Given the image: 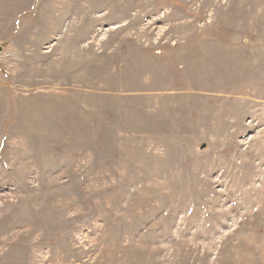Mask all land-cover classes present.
I'll list each match as a JSON object with an SVG mask.
<instances>
[{"label": "rangeland", "instance_id": "obj_1", "mask_svg": "<svg viewBox=\"0 0 264 264\" xmlns=\"http://www.w3.org/2000/svg\"><path fill=\"white\" fill-rule=\"evenodd\" d=\"M0 50V264H264V0H0Z\"/></svg>", "mask_w": 264, "mask_h": 264}, {"label": "crops", "instance_id": "obj_2", "mask_svg": "<svg viewBox=\"0 0 264 264\" xmlns=\"http://www.w3.org/2000/svg\"><path fill=\"white\" fill-rule=\"evenodd\" d=\"M2 69V68H1ZM4 69V68H3ZM7 72V71H6ZM8 73V72H7ZM8 98H9V96H8Z\"/></svg>", "mask_w": 264, "mask_h": 264}, {"label": "water", "instance_id": "obj_3", "mask_svg": "<svg viewBox=\"0 0 264 264\" xmlns=\"http://www.w3.org/2000/svg\"><path fill=\"white\" fill-rule=\"evenodd\" d=\"M1 51V50H0ZM0 67H1V63H0Z\"/></svg>", "mask_w": 264, "mask_h": 264}]
</instances>
